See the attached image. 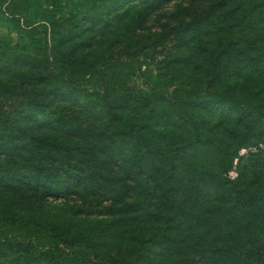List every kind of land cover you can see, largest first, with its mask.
Here are the masks:
<instances>
[{
	"label": "trees",
	"instance_id": "16d2710c",
	"mask_svg": "<svg viewBox=\"0 0 264 264\" xmlns=\"http://www.w3.org/2000/svg\"><path fill=\"white\" fill-rule=\"evenodd\" d=\"M171 1L0 0V264H264V0Z\"/></svg>",
	"mask_w": 264,
	"mask_h": 264
},
{
	"label": "rangeland",
	"instance_id": "374dc122",
	"mask_svg": "<svg viewBox=\"0 0 264 264\" xmlns=\"http://www.w3.org/2000/svg\"><path fill=\"white\" fill-rule=\"evenodd\" d=\"M190 1V2H189ZM209 0H188L189 3L199 7L200 3H208ZM186 2L184 0H172L168 4H165L163 7L157 9V11H154V13L149 17L148 23L146 27H150L154 29L155 27L159 26V23L164 22L168 19L170 16L169 14L176 10V7L180 8L181 5H186ZM177 11V10H176ZM7 29V23L6 21L0 16V36H4ZM14 41L17 40L16 36L13 35ZM262 147H264V143L262 144ZM245 149H241L240 153H245ZM231 177L235 175L234 171H230ZM62 199H58L55 201H51V204L53 206H59L62 204Z\"/></svg>",
	"mask_w": 264,
	"mask_h": 264
}]
</instances>
